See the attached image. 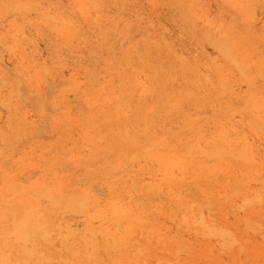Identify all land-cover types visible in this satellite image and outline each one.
Segmentation results:
<instances>
[{"label": "bare ground", "instance_id": "6f19581e", "mask_svg": "<svg viewBox=\"0 0 264 264\" xmlns=\"http://www.w3.org/2000/svg\"><path fill=\"white\" fill-rule=\"evenodd\" d=\"M263 161L264 0H0V264H241Z\"/></svg>", "mask_w": 264, "mask_h": 264}, {"label": "rangeland", "instance_id": "374dc122", "mask_svg": "<svg viewBox=\"0 0 264 264\" xmlns=\"http://www.w3.org/2000/svg\"><path fill=\"white\" fill-rule=\"evenodd\" d=\"M257 15L259 16V11L257 10ZM94 54H96V52H94V51H91V54H90V57H89V59L86 61L85 59L83 60V64L84 65H86L89 69H91V70H97V68H95V67H98V69L99 68H101V66H102V63H103V60L100 58V57H97V56H95ZM93 57V58H92ZM98 58V60H97V58ZM94 59V60H93ZM99 59H101V60H99ZM93 60V61H92ZM97 63H96V62ZM90 62V63H89ZM94 62L96 63V64H94ZM88 64V65H87ZM95 65V66H94ZM99 65V66H98ZM93 66V67H92ZM54 81V80H53ZM58 81V80H57ZM57 81H54V82H56L57 83ZM120 84V83H119ZM118 85V84H117ZM120 86V85H119ZM121 88V87H120ZM25 91V90H24ZM24 91H23V93H24ZM25 94V93H24ZM29 96H31V95H29ZM31 101V102H30ZM28 102L30 103H28L29 104V106H28V109L31 111V113H32V110L31 109H34L33 110V114L35 113V115H38L40 112H41V109L40 108H38L37 110L35 109V108H37L36 107V101H32V100H28ZM32 103V104H31ZM34 106V107H33ZM45 107H47V105H45ZM49 108V109H48ZM44 109V108H43ZM48 109V110H47ZM47 109L45 110L44 109V115L45 116H47L48 114H50V115H54V112L52 111V109H50V107H47ZM51 110V111H50ZM46 111H47V113H46ZM50 112V113H49ZM39 118V117H38ZM40 119V118H39ZM41 121H45V119L43 120L42 118L40 119ZM43 124V123H42ZM46 132V133H45ZM45 134L47 135L46 137H48V136H51L49 139H47L46 137H44L43 138V140H44V142L46 143L47 142V144L48 145H50V146H52L53 148H59L60 149V145H59V143H58V141H57V139H56V137H54L53 139H52V133H50V130L48 131V129H46L44 132H43V136H45ZM264 162V161H263ZM264 164V163H263ZM248 237L249 238H244V240L242 241V242H240L239 244H237V246H235V249H234V251L236 250L237 252H236V254L237 255H240V256H238L239 257V261H242V263L241 264H255V263H253L252 261H253V259H255V258H257V257H259V255L261 254V253H263L264 252V239H262V238H260V236L258 237V235L257 236H253V234L251 233V235H248ZM250 239V242H248V240ZM248 242V243H247ZM186 244H185V247H184V243H181V246H183L182 248H181V246L179 245L178 247H180L182 250H179L181 253H179L180 255H182L183 256V258L184 259H186V256H187V260H185L182 264H190V263H192L193 264V262H195L194 264H206V262L204 261V260H201V251H200V246L198 245V244H196V245H198V246H194L193 247V245H190L189 243H187V242H185ZM246 243V244H245ZM189 245V246H188ZM238 246H242V249H241V247L239 248V250L241 251V253L239 254V250H238ZM189 248V250H191L192 249V247H193V249L191 250V253H190V251L188 250V252H187V250H186V248ZM185 248V250L184 251H186V255L183 253V249ZM191 248V249H190ZM199 248V249H198ZM179 248H177V250H178ZM178 251V252H179ZM190 254V255H189ZM188 256H189V259H188ZM195 257L196 258V260H195V258L193 259L192 257ZM227 256V252L226 253H224L223 255L221 254L219 257H220V259H222L221 260V262L220 261H216V260H214L213 262H211V263H209V264H235V263H232L231 262V260L228 258V257H226ZM192 258V259H191ZM226 258V259H225ZM191 259V260H190ZM246 259V260H245ZM189 260L191 261V262H189ZM187 261H188V263H187ZM199 261V262H198ZM203 262H205V263H203ZM223 262V263H222ZM181 263V262H180Z\"/></svg>", "mask_w": 264, "mask_h": 264}]
</instances>
